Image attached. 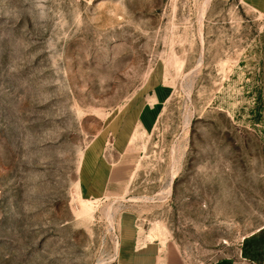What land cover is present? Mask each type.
<instances>
[{
	"label": "rangeland",
	"instance_id": "374dc122",
	"mask_svg": "<svg viewBox=\"0 0 264 264\" xmlns=\"http://www.w3.org/2000/svg\"><path fill=\"white\" fill-rule=\"evenodd\" d=\"M263 30L242 0H0V264H116L125 208L184 264H264V101L232 75ZM155 63L125 194L83 196V152Z\"/></svg>",
	"mask_w": 264,
	"mask_h": 264
},
{
	"label": "crops",
	"instance_id": "0c3cea01",
	"mask_svg": "<svg viewBox=\"0 0 264 264\" xmlns=\"http://www.w3.org/2000/svg\"><path fill=\"white\" fill-rule=\"evenodd\" d=\"M242 2L264 18V0ZM255 47L256 55L261 56L255 55L257 59L254 63L239 61L233 66L232 75L236 70H242L236 76L240 80L244 99H250L249 94H252L255 100L264 101V34ZM250 69L253 71L250 72ZM257 78L258 83L263 82L262 88L254 85L252 93L249 85L256 83ZM164 87V73L155 63L138 90L103 122L81 157L78 185L83 196L99 199L105 196L118 198L125 194L131 179L128 163L131 146L139 133L152 125L156 105L167 97ZM117 232L116 264H184L174 251L163 250L165 243L151 240L147 231L139 228L138 217L133 209L121 211ZM239 250L241 260L228 257L214 264H263L258 257L251 256L244 244Z\"/></svg>",
	"mask_w": 264,
	"mask_h": 264
},
{
	"label": "bare ground",
	"instance_id": "6f19581e",
	"mask_svg": "<svg viewBox=\"0 0 264 264\" xmlns=\"http://www.w3.org/2000/svg\"><path fill=\"white\" fill-rule=\"evenodd\" d=\"M170 187V186H169ZM88 202V201H87ZM157 226V225H156ZM160 231H162L163 229L159 228ZM117 247H118V242H116V245H115V255H117Z\"/></svg>",
	"mask_w": 264,
	"mask_h": 264
}]
</instances>
